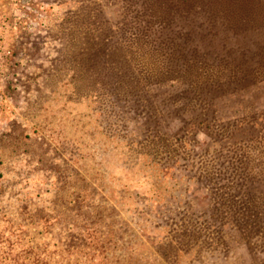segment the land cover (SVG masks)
Here are the masks:
<instances>
[{
  "label": "rangeland",
  "instance_id": "obj_1",
  "mask_svg": "<svg viewBox=\"0 0 264 264\" xmlns=\"http://www.w3.org/2000/svg\"><path fill=\"white\" fill-rule=\"evenodd\" d=\"M262 109L264 0H0V264H264Z\"/></svg>",
  "mask_w": 264,
  "mask_h": 264
},
{
  "label": "flooded vegetation",
  "instance_id": "obj_2",
  "mask_svg": "<svg viewBox=\"0 0 264 264\" xmlns=\"http://www.w3.org/2000/svg\"><path fill=\"white\" fill-rule=\"evenodd\" d=\"M246 74V73H245ZM246 77V76H245ZM244 74H242V75H240V77H239V75H238V77H237V79L238 80H244ZM262 112L264 113V109H262ZM262 112H261V114H262ZM260 120V122L258 121V126H257V128H256V130H255V132H256V134L259 132V134H261V133H263L264 132V120L263 119H259ZM255 121V120H254ZM253 121V122H254ZM256 123H257V121H256Z\"/></svg>",
  "mask_w": 264,
  "mask_h": 264
},
{
  "label": "trees",
  "instance_id": "obj_3",
  "mask_svg": "<svg viewBox=\"0 0 264 264\" xmlns=\"http://www.w3.org/2000/svg\"><path fill=\"white\" fill-rule=\"evenodd\" d=\"M239 194V193H238Z\"/></svg>",
  "mask_w": 264,
  "mask_h": 264
}]
</instances>
